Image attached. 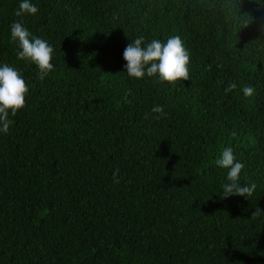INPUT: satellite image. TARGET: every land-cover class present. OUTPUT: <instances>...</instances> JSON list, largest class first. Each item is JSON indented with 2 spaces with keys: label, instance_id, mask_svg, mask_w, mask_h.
Segmentation results:
<instances>
[{
  "label": "trees",
  "instance_id": "1",
  "mask_svg": "<svg viewBox=\"0 0 264 264\" xmlns=\"http://www.w3.org/2000/svg\"><path fill=\"white\" fill-rule=\"evenodd\" d=\"M32 2L0 0V63L28 87L0 135V264H264V0ZM18 20L54 48L44 79L16 57ZM141 35L181 36L189 80L130 79ZM225 147L248 200L222 196Z\"/></svg>",
  "mask_w": 264,
  "mask_h": 264
},
{
  "label": "clouds",
  "instance_id": "2",
  "mask_svg": "<svg viewBox=\"0 0 264 264\" xmlns=\"http://www.w3.org/2000/svg\"><path fill=\"white\" fill-rule=\"evenodd\" d=\"M38 11L32 0H19L15 15L18 17L35 15ZM10 39L17 43V59L34 64L41 79L46 78L53 71L52 44L44 38L33 35L22 21H14L10 25ZM122 59L126 62L123 65V72L130 79L141 80L148 77L155 78L157 82L168 83L189 80L190 54L179 35H171L166 40L153 38L150 41H146L142 35L137 36L124 48ZM236 87L235 83H231L225 88V92ZM27 92L28 87L20 72L7 63H0V135L9 132L13 124L11 117L24 107ZM241 92L244 97H248L253 94L254 88L244 86ZM151 111L153 114H158L154 115V119L166 115L163 105L156 104ZM215 164L227 170L225 182L221 185L224 198L241 196L248 200L253 195L257 186L254 182L241 181V173L245 165L237 159L231 147H225L221 151ZM113 179L116 181V173L113 174Z\"/></svg>",
  "mask_w": 264,
  "mask_h": 264
}]
</instances>
